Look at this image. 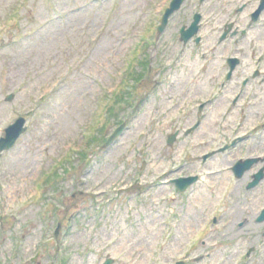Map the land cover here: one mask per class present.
<instances>
[{"label":"rangeland","instance_id":"obj_1","mask_svg":"<svg viewBox=\"0 0 264 264\" xmlns=\"http://www.w3.org/2000/svg\"><path fill=\"white\" fill-rule=\"evenodd\" d=\"M153 1L157 0H0V128L19 116L29 120L28 132L0 156V264H105L109 260L113 264H167L181 256L189 248L191 235L207 224L212 213V187L224 188L229 177L222 174L212 179L205 172L207 165L194 158L172 176L202 173L190 198L178 196L170 183L140 195L145 181L153 177L149 168L160 170L168 161L166 137L170 130L179 127L183 131L186 121H170L171 114L184 109L185 104L177 105L179 92L172 91L168 83L161 84L136 112L138 102L157 80L169 75L176 85L179 76L194 70L196 80L187 78V83L194 86L190 91L195 102L205 97L197 90L199 83L206 80L211 85L216 79L212 76L215 67L208 74L202 71L205 61L201 53L207 49L203 44L199 48L180 41L182 45L175 51L171 41L179 43L181 27L190 24L193 0H187L169 18L164 34L156 31L155 44H163L153 45L149 51L163 46L168 59L180 52L176 73H161L159 66L148 71L149 62L156 60L144 56L148 53L145 46L137 51L133 42L147 35L145 25L153 16ZM240 26L243 22L230 31ZM205 30L212 34V21ZM257 47L254 41L243 45L242 52L251 48L253 52L248 53L254 58ZM128 72L134 77L126 76ZM139 72H143L144 81L138 88ZM256 79L254 99L263 106L259 118L264 114V76ZM10 94L14 99L7 101ZM228 113L229 118L238 114L235 118L243 123L240 107ZM188 116L192 122L199 115ZM123 122L128 129L109 148L102 149L101 141L94 148L89 145L93 133L107 135ZM205 124L199 137L203 140L206 135L213 147L224 143L218 138L219 130L234 125L223 119L212 135V121L208 127ZM207 146H197L196 155ZM85 149L89 153L82 157L80 152ZM238 155L217 153L208 168L225 169ZM146 160L153 163L146 166ZM52 172L58 174L54 176L56 185L48 183ZM125 188L129 189L123 191ZM196 193L201 196L196 198ZM172 212L182 214L181 220L173 219ZM228 219L223 220L224 231ZM58 222L63 227L54 238ZM216 235L211 226L204 236L205 245L194 250L189 264H207L206 254L212 264ZM167 236L170 240L162 248ZM222 247L216 249L214 259L224 264L235 250L227 251L225 241ZM239 249L237 257L246 250ZM256 256L260 254L250 260Z\"/></svg>","mask_w":264,"mask_h":264},{"label":"flooded vegetation","instance_id":"obj_2","mask_svg":"<svg viewBox=\"0 0 264 264\" xmlns=\"http://www.w3.org/2000/svg\"><path fill=\"white\" fill-rule=\"evenodd\" d=\"M168 4L171 0H168ZM190 4L193 7L189 9L190 19L192 20L195 13H201L204 16L203 23L200 25L199 34L187 41L189 44L195 45L199 48H207L201 56L207 64L205 69L206 74L213 72V84L209 85V81L197 86V90L201 94H205V97L200 101H193L196 99L195 95L190 91L194 86L187 83L188 79L196 80L194 70H191V74H182L179 76V83L173 85L174 78L167 81L169 88L172 91L179 92L177 105L183 102L185 104L184 109L175 113L176 118L171 121L175 122L179 119H185L186 128L182 131L179 127L175 131L170 130L166 137V142L170 134H174V145L178 147L183 144L184 147H189L192 152H196V147L200 146L197 142L200 132H203V128L197 132L200 127L206 122V127L212 121V135L216 133V127L213 123L216 120V111H220V119L233 120L242 126L258 124L263 118V115L257 118L259 111V105L253 100L255 97V81L256 78L264 76V0H193ZM206 7V8H205ZM208 7V8H207ZM174 15L172 16V18ZM205 19L207 20L205 22ZM212 21V34L204 33L208 28V24ZM243 22V26H240L239 30H232L233 26ZM262 22L263 24H260ZM258 25V26H257ZM186 26V25H185ZM182 26L181 28L185 27ZM156 29L154 28V33ZM204 34V35H203ZM207 35V36H206ZM206 38V41H204ZM154 36L150 37V41H154ZM170 39V38H169ZM174 50H179L182 39L179 37L178 42L173 40ZM181 41V42H180ZM256 42L258 47L256 48V54L254 58L248 52H253V49L248 48L247 53L242 52V46ZM217 51H220L217 55ZM177 55V53L172 54ZM166 54L162 53V58ZM175 74V73H174ZM203 77V76H202ZM201 78V77H200ZM205 78V77H204ZM199 81H201L199 79ZM156 81L154 89L161 85ZM165 83V82H164ZM163 84V83H162ZM264 88V86L261 84ZM207 91V92H206ZM212 97V104L206 106L205 102L201 103L198 108L197 104L201 101H205L208 96ZM254 95V96H253ZM225 101V102H224ZM208 107H212V118L210 116H203L201 114L208 110ZM242 113L243 123H239L236 116L238 114L231 115L229 118L228 111L234 108H239ZM223 110V111H221ZM198 114L195 120L191 122V117L188 116L192 113ZM189 117L186 118V117ZM257 118V119H256ZM173 119L172 115L170 120ZM254 122H251L252 120ZM250 123H246V121ZM170 123V122H169ZM197 125V129L193 131V126ZM173 128V127H172ZM264 129L257 127L255 131L249 133L243 131V127L233 137L232 135H226L225 131H222V139L224 143L219 147H211L207 136L204 135L203 142L207 148L204 152H201V159L204 163L210 164L212 158L216 156V151L225 147L221 155H228L230 153L238 152V157L231 163H229L225 169L215 171V176H220L223 173L229 177L228 185L222 190V186H218L217 193L221 192L222 202L212 203V209L220 207L219 216H228V225L223 234V239L218 238L213 243L214 248L222 247V241H225L226 250H237L240 247L246 249L242 256H240L239 264H264V220L260 221L259 218L264 216V133L261 132ZM185 135V136H183ZM232 146L228 143L231 142ZM221 140V138H220ZM226 144V145H225ZM213 145V142H212ZM170 155H168V161L177 156L182 150L177 148L166 149ZM214 151L212 155L211 152ZM220 154V153H219ZM204 158H206L204 160ZM252 159L251 167L242 171L240 176H236L235 166L238 160ZM162 162V160H161ZM208 168V165H207ZM195 172L186 174V178L192 176ZM197 175V174H196ZM261 175V177L259 176ZM182 177V176H180ZM259 179L257 184H254ZM231 180V181H230ZM174 178L170 180L173 183ZM241 235L238 237L236 234ZM230 236V237H228ZM228 237V238H225ZM222 239V240H221ZM259 253L254 259H251L255 254ZM234 254H230L228 261H231Z\"/></svg>","mask_w":264,"mask_h":264},{"label":"water","instance_id":"obj_3","mask_svg":"<svg viewBox=\"0 0 264 264\" xmlns=\"http://www.w3.org/2000/svg\"><path fill=\"white\" fill-rule=\"evenodd\" d=\"M184 0H175L172 4V8L168 10V13L165 16V21H164V25L166 23V19L168 17V15H170L173 11H175L176 9H178L180 7V5L182 4ZM198 22V18L196 19L195 23L193 24L192 28L190 29L189 32H187V37L192 36V34H194L197 30L196 28V24ZM161 30L163 29L160 28ZM24 124H25V120L24 119H20L14 126L10 127L7 131H6V137L3 138L0 141V150H4V149H9L10 147L13 146L14 142L16 141V139L25 131L24 128ZM124 126L120 127L118 130L115 131V133L111 136V138L109 139L107 145L111 144V142L116 139L118 136H120L122 134ZM111 262H109L108 264H110Z\"/></svg>","mask_w":264,"mask_h":264}]
</instances>
